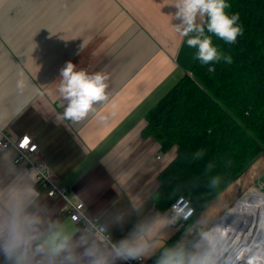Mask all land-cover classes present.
<instances>
[{
	"label": "crops",
	"instance_id": "1",
	"mask_svg": "<svg viewBox=\"0 0 264 264\" xmlns=\"http://www.w3.org/2000/svg\"><path fill=\"white\" fill-rule=\"evenodd\" d=\"M173 0H0V133L29 135L38 144L33 160L70 187L94 214L110 205L141 206L146 216L169 211L157 203L161 171L176 148L162 151L143 136L147 113L186 75L195 61L172 19ZM104 72L109 100L83 121L62 119L60 69ZM15 149H0V185L28 170ZM161 156L160 158H158ZM31 179L55 216L62 201L49 198ZM195 220L210 221L209 211ZM114 228L118 240L131 229ZM170 220V219H169ZM195 221H192L191 224ZM182 226V225H181ZM184 227L171 225L169 243ZM154 264V258L146 260Z\"/></svg>",
	"mask_w": 264,
	"mask_h": 264
},
{
	"label": "clouds",
	"instance_id": "2",
	"mask_svg": "<svg viewBox=\"0 0 264 264\" xmlns=\"http://www.w3.org/2000/svg\"><path fill=\"white\" fill-rule=\"evenodd\" d=\"M171 5L176 9L172 19L178 21L175 31L187 37V46L196 50L195 59L205 65L222 59L232 62L213 43L215 36L234 44L242 34L239 14L225 11L230 7L226 0H173ZM108 79L102 71L90 74L66 62L58 85L66 102L61 118L78 123L94 113L109 100ZM203 155L197 150L192 158ZM42 168L32 172L40 174ZM32 172L18 171L0 185V264H142L153 258L154 264H221L225 252L234 248L238 264H264V241L240 248L231 235L233 229L207 220L193 222L169 243L171 233L165 229L178 218L146 216L141 206L129 210L110 205L94 214L80 213L78 219L55 216L32 180L23 178ZM220 182L219 176H213L208 186L216 188ZM133 216L131 229L114 240L113 229L123 230Z\"/></svg>",
	"mask_w": 264,
	"mask_h": 264
},
{
	"label": "trees",
	"instance_id": "3",
	"mask_svg": "<svg viewBox=\"0 0 264 264\" xmlns=\"http://www.w3.org/2000/svg\"><path fill=\"white\" fill-rule=\"evenodd\" d=\"M226 2L229 15L239 14L242 34L234 44L215 36L213 43L232 62L195 59L191 75L147 113L143 130L162 151L176 148L159 175L156 199L169 211L177 197L190 198L196 212L181 223L187 226L264 156V0ZM197 150L204 155L193 159ZM213 176L221 182L209 188Z\"/></svg>",
	"mask_w": 264,
	"mask_h": 264
},
{
	"label": "built area",
	"instance_id": "4",
	"mask_svg": "<svg viewBox=\"0 0 264 264\" xmlns=\"http://www.w3.org/2000/svg\"><path fill=\"white\" fill-rule=\"evenodd\" d=\"M210 69L213 70V68ZM25 138H28L29 143L22 146ZM0 149H15L17 152L15 163L26 164L28 170L31 172L43 165L40 174H36L34 172L36 175L37 185L39 188L46 190L49 198L57 197L62 201V206L60 208L61 214L69 218L75 217L77 219L79 218L80 213L87 214L85 203L74 195L70 187L57 182L46 164L33 160L32 156L38 151V144L31 136L25 135L14 138L7 132H1ZM160 157L161 156L158 158ZM195 212L196 210L191 199L185 196H179L170 206L169 219L171 220L174 217L178 218L173 224V226H177L179 223L190 221L194 217ZM128 264H140V262L131 261L128 262ZM142 264H145V261H143ZM221 264H238V261L235 254L230 256L227 254L222 258ZM239 264H243V262L241 261Z\"/></svg>",
	"mask_w": 264,
	"mask_h": 264
},
{
	"label": "bare ground",
	"instance_id": "5",
	"mask_svg": "<svg viewBox=\"0 0 264 264\" xmlns=\"http://www.w3.org/2000/svg\"><path fill=\"white\" fill-rule=\"evenodd\" d=\"M215 223L233 229L231 235L238 241V247L246 248L264 241V196L247 199L243 196ZM236 256V249L226 251ZM222 257V258H223Z\"/></svg>",
	"mask_w": 264,
	"mask_h": 264
},
{
	"label": "rangeland",
	"instance_id": "6",
	"mask_svg": "<svg viewBox=\"0 0 264 264\" xmlns=\"http://www.w3.org/2000/svg\"><path fill=\"white\" fill-rule=\"evenodd\" d=\"M242 195L247 199L264 196V156L260 157L246 173L228 186L205 209L209 211L208 214L211 217L209 222H217ZM181 225L185 230L188 227L186 224L179 223V227H182Z\"/></svg>",
	"mask_w": 264,
	"mask_h": 264
},
{
	"label": "snow or ice",
	"instance_id": "7",
	"mask_svg": "<svg viewBox=\"0 0 264 264\" xmlns=\"http://www.w3.org/2000/svg\"><path fill=\"white\" fill-rule=\"evenodd\" d=\"M28 143H29L28 138H25L24 141H23L22 146H23V145H26V144H28Z\"/></svg>",
	"mask_w": 264,
	"mask_h": 264
}]
</instances>
